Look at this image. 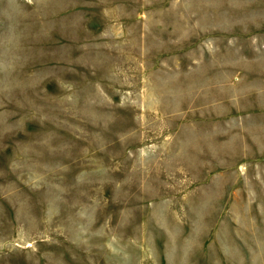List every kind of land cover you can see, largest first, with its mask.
Returning a JSON list of instances; mask_svg holds the SVG:
<instances>
[{"label":"rangeland","instance_id":"rangeland-1","mask_svg":"<svg viewBox=\"0 0 264 264\" xmlns=\"http://www.w3.org/2000/svg\"><path fill=\"white\" fill-rule=\"evenodd\" d=\"M0 264H264V0H0Z\"/></svg>","mask_w":264,"mask_h":264}]
</instances>
